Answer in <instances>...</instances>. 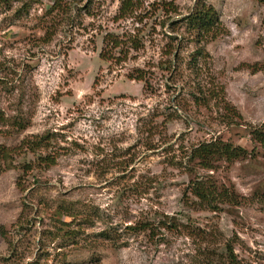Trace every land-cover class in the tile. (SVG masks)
<instances>
[{
	"label": "rangeland",
	"instance_id": "1",
	"mask_svg": "<svg viewBox=\"0 0 264 264\" xmlns=\"http://www.w3.org/2000/svg\"><path fill=\"white\" fill-rule=\"evenodd\" d=\"M120 1L0 0V264H264V147L249 139L264 131V0H137L116 19ZM203 3L214 40L183 21ZM217 137L249 155L195 168L237 195L213 211L184 196L178 163ZM144 221L153 235L126 229Z\"/></svg>",
	"mask_w": 264,
	"mask_h": 264
},
{
	"label": "trees",
	"instance_id": "2",
	"mask_svg": "<svg viewBox=\"0 0 264 264\" xmlns=\"http://www.w3.org/2000/svg\"><path fill=\"white\" fill-rule=\"evenodd\" d=\"M61 2L62 0H54L55 7L62 9V6H60ZM138 7H140V4L137 2V0H121L118 7L116 19L132 18L137 14L136 12ZM183 21L186 25L187 31H191L192 33L195 32L196 35L200 37V39H206L208 37L207 40H214L218 36L223 34V28L221 27L219 18L211 5H206L204 3L198 4V6H196V8L190 14L186 15L183 18ZM174 24L176 23H172L171 26ZM108 37L109 43H112L113 48L119 47V44H121L120 41L118 42L114 38V36L108 35ZM128 40L133 46H137L134 36L129 37ZM170 54L171 52L167 48L165 51V55L170 56ZM199 54H201L200 50L195 51L192 55V63L194 65L196 63L194 60L199 56ZM165 64V68H169L171 60L162 62L163 66H165ZM138 72L140 73L139 76L133 77L130 75L129 79L145 82V72ZM202 101H205L202 97L195 98V103L197 104L201 105ZM225 109L229 112H233V115L238 116L235 112V109L230 105H226ZM249 139L259 147H264V131H262L260 128L250 130ZM33 144H35L34 147H32ZM40 144L41 143L36 141L35 143L32 142L31 144H29V152L37 154V150L42 148ZM182 153L184 155V163L179 162L178 165L180 167L182 166L187 170L189 174L194 176V179L189 181L187 187L184 190L185 197L192 196L196 200L197 204L205 206V208L208 207V209H211L213 211L217 210L218 203H238L237 195L233 190L223 185L216 184L210 175L199 177L196 174L195 168L203 171H214L217 168L218 162L220 161L225 163H232L235 161L243 160L249 155L248 151L245 148L239 145H233L232 143L224 141L221 138L217 137L210 141L195 144L194 146L190 147V150L188 152L183 151ZM11 154L12 153L10 152V149H7L6 147H0V155L3 156L1 160H7L8 156H11ZM36 159L41 164H53L55 160V158L50 154H44L43 156L36 155ZM126 229L135 233L148 231L151 235H153L154 231L153 227L148 221L139 222L135 225L127 226ZM101 235L105 236L106 234ZM229 253H231L230 250Z\"/></svg>",
	"mask_w": 264,
	"mask_h": 264
}]
</instances>
